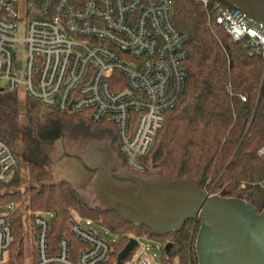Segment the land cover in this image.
<instances>
[{
    "label": "built area",
    "instance_id": "obj_1",
    "mask_svg": "<svg viewBox=\"0 0 264 264\" xmlns=\"http://www.w3.org/2000/svg\"><path fill=\"white\" fill-rule=\"evenodd\" d=\"M199 1L234 40L248 36L264 56V33L257 27L212 0ZM173 12V0H0V92L16 91L46 109L115 128L126 165L142 174V158L188 76L187 35ZM16 164L0 139V180ZM50 217L39 212L30 219L35 264H101L109 258L114 238L96 233L89 219L82 224L74 212L68 223L85 247L73 261L62 235L59 252L50 254ZM12 237L0 213V264ZM137 264L153 263L143 254Z\"/></svg>",
    "mask_w": 264,
    "mask_h": 264
},
{
    "label": "trees",
    "instance_id": "obj_2",
    "mask_svg": "<svg viewBox=\"0 0 264 264\" xmlns=\"http://www.w3.org/2000/svg\"><path fill=\"white\" fill-rule=\"evenodd\" d=\"M173 9L177 28L187 35L188 76L179 101L166 111L149 153L142 158L145 166L142 175L190 179L207 193L242 198L261 211L264 207V56L248 36L234 40L209 15V7L201 1L173 0ZM23 105L28 122L38 132L55 126L63 130L84 127L90 136L102 138L108 128L92 123L83 114L46 109L30 97H25ZM22 109L18 92H0V139L9 145L17 159L10 174L0 180V207L19 203L4 213L13 229L6 257V261L12 262L22 261L26 231L21 207L24 197L18 193L23 165L16 151L21 137ZM111 129L116 132L115 128ZM110 146L119 156H124L117 137ZM29 164L28 205L33 211L51 215L47 239L50 254L59 252L60 237L65 235L69 256L77 260L85 244L68 223L76 212L114 238L110 256L101 264L128 261L136 247L122 260H118V254L132 238L130 232L136 237L157 240L162 264L177 261L198 264L194 244L200 227L198 219L186 221L179 231L159 235L146 225L123 219L113 210L89 204L68 180L51 181L46 165L34 159H29ZM33 257L35 264L36 247Z\"/></svg>",
    "mask_w": 264,
    "mask_h": 264
},
{
    "label": "water",
    "instance_id": "obj_3",
    "mask_svg": "<svg viewBox=\"0 0 264 264\" xmlns=\"http://www.w3.org/2000/svg\"><path fill=\"white\" fill-rule=\"evenodd\" d=\"M212 1L239 13L264 33V0ZM69 155L82 165V175L91 182L100 206L127 221L162 235L198 219V264H264V207L259 211L242 198L207 193L190 179L171 180L159 175L143 179L115 172L113 166L91 165L81 154ZM138 245L136 237L130 238L118 260L129 256Z\"/></svg>",
    "mask_w": 264,
    "mask_h": 264
},
{
    "label": "rangeland",
    "instance_id": "obj_4",
    "mask_svg": "<svg viewBox=\"0 0 264 264\" xmlns=\"http://www.w3.org/2000/svg\"><path fill=\"white\" fill-rule=\"evenodd\" d=\"M20 101L21 105L23 106V109L20 114L19 118V129H20V140L16 145V151L18 152L19 156V162L23 165V170L21 171L22 174V183L18 187V193L24 197V201L22 204L23 212H24V223H25V241H24V250H23V258L22 261L19 262H12V260L6 261L5 264H33L34 263V257L32 253V240H31V234L29 232L30 228V219L34 212L39 213L41 211H33L29 205V196H30V177H29V159H36L37 157L33 155L31 151V145L27 138V134L30 132L35 131L33 126L28 122L25 112H24V99L26 96L20 95ZM64 135V142L67 146V149L69 151V154L77 153V154H83L86 155L91 159L90 153L94 146L100 145L103 143V141L108 140L107 142L111 143L113 141L114 137H117L116 132H114L111 128L105 129V134L102 138L93 137L90 136V134L87 132V130L84 127H79L75 129H60ZM108 143V144H109ZM53 151L56 149V147H52ZM121 159L124 160V156H120ZM77 166H79V163L76 159L71 157L70 155H66L64 159H62L58 164H55L53 166H48L51 176V181H60L62 179L68 180L73 184V186L76 188V190L79 192V194L89 203L92 205H96V203L93 200V197L90 196V188L82 186L79 184L78 181V175L74 173V169ZM48 180V181H50ZM82 183V182H81ZM19 204V203H18ZM18 204H13L7 207H0V213H7L13 209ZM43 213V212H42ZM77 218L82 222V224L86 225V218L81 217L76 212H74ZM91 226L94 231L100 235H103L105 237H111L108 232H106L100 225L92 222ZM198 232V231H197ZM197 232L195 233L194 240L196 241ZM193 232H191L192 235ZM131 237H136L134 233H129ZM139 241V245L136 246V249L128 259V261L125 264H137L138 259L140 256L147 255L153 264H162L161 259V252H160V244L157 240L150 238L148 236H139L136 237ZM167 241H171V238H167ZM195 244V242H194ZM176 264H180V261H177Z\"/></svg>",
    "mask_w": 264,
    "mask_h": 264
},
{
    "label": "flooded vegetation",
    "instance_id": "obj_5",
    "mask_svg": "<svg viewBox=\"0 0 264 264\" xmlns=\"http://www.w3.org/2000/svg\"><path fill=\"white\" fill-rule=\"evenodd\" d=\"M64 135L65 133H63L60 130V127L57 126L43 132H38L35 130L33 132L28 133L27 138L31 145V151L33 155L37 157L35 160L46 166H53L55 164H58L62 159H64L66 155H69V151L64 142ZM107 141L108 140L103 141L102 144L93 147L90 153L91 159L89 158L88 160V157L86 155H81L91 165L113 166V170L115 172H123L143 179H148V177L132 171L126 165L125 161L121 159V157L114 150H112L110 143ZM52 147H56V149L53 151ZM73 169L74 173L79 176V184L82 185L84 182L85 187L90 188V196L93 197L94 202L100 205L101 201L99 198H97L96 194L93 193V186L90 184L91 182H86L84 176L85 174L82 175V165L79 163V166ZM95 177L96 175L92 178L91 181H93Z\"/></svg>",
    "mask_w": 264,
    "mask_h": 264
},
{
    "label": "crops",
    "instance_id": "obj_6",
    "mask_svg": "<svg viewBox=\"0 0 264 264\" xmlns=\"http://www.w3.org/2000/svg\"><path fill=\"white\" fill-rule=\"evenodd\" d=\"M31 240H32V253H33V249L35 248V244H34V241H33V238L32 237H31Z\"/></svg>",
    "mask_w": 264,
    "mask_h": 264
}]
</instances>
